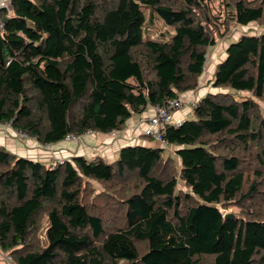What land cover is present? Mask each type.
Masks as SVG:
<instances>
[{
	"label": "trees",
	"instance_id": "1",
	"mask_svg": "<svg viewBox=\"0 0 264 264\" xmlns=\"http://www.w3.org/2000/svg\"><path fill=\"white\" fill-rule=\"evenodd\" d=\"M142 4L175 28L171 38L144 39ZM5 16L0 122L53 144L113 132L195 89L231 23L264 24V0H12ZM213 86L251 95L209 92L193 118L167 125L180 168L157 143L53 165L0 146V245L14 263L264 264V32L228 44ZM128 175L136 182L124 193L92 184ZM260 196L261 209L226 217L219 207Z\"/></svg>",
	"mask_w": 264,
	"mask_h": 264
},
{
	"label": "rangeland",
	"instance_id": "2",
	"mask_svg": "<svg viewBox=\"0 0 264 264\" xmlns=\"http://www.w3.org/2000/svg\"><path fill=\"white\" fill-rule=\"evenodd\" d=\"M216 4H219V0H215ZM142 9L146 16V21L143 27V35L144 39L147 38H153L157 40H167L171 38L175 34V28L171 25L166 24L157 14V12L148 7L145 4H142ZM264 32V24L260 22H252L248 25H240L237 23H231V26L229 28V33L226 36H223V38L219 39L218 43L211 47L208 52L207 56V62L205 65L204 72L202 75L198 78V86L190 90L188 92H181L178 97L181 98L183 101V108L176 110L173 113V118L175 121L180 120L183 121L185 119H191L193 118V109L196 106V104L199 102L201 98H203L207 93L212 92L216 93L219 91H229L231 92L236 99L241 100L244 97H248L251 94L247 91H235L232 89L227 88H218L213 86V78L214 73L216 70V67L219 62L223 61L226 58V49L228 44H230L233 41H236L241 35L243 34H260ZM261 105V111L264 115V101H260ZM156 105H150L145 111L140 113H133L130 119L127 120L126 124L113 132L110 133H102L97 131H91L86 134H76L78 136H69L63 140V142H66V145L63 148H66L67 151L63 150L61 151V147L56 145V143L53 144H42L35 138L33 139L37 140L39 144L37 143L38 149H43V153H40V151H36L34 153L35 156H30L32 158H38L45 155H48L49 157H42L44 162L48 163V165H53L56 163V161L63 160V159H69L71 158V151L75 149V151H78L79 149H83L84 153L88 154L87 157H92L93 152H98V150H88L91 147L92 149L95 148L94 145L98 141L100 142V149L102 150V153H105L104 158L108 161H112V152L110 155H107V149L106 147H109L108 145V139L113 137L114 139L120 140L125 142L126 144H145L148 146H153L154 143H157L155 145L161 144L162 147H164V158L171 157L176 162L178 168L180 165V160L178 159V156L176 154V146L172 145L171 143L169 145L163 144L161 140L154 139L153 137L146 134L147 128H149L148 125H141L139 126V122L141 117H147L148 114H154L155 110H153V107ZM184 111H186L184 113ZM178 112H183L182 115H176ZM175 126V124H170ZM167 127V126H166ZM166 127L161 128L162 135L164 139L166 138L165 132ZM9 124L1 123L0 122V134L4 136H13L15 139H17L20 143L25 144L26 141L31 137L28 134L24 135V133H20L18 130L14 129ZM75 134V133H73ZM88 137L89 141L87 142L86 147L83 144L85 141V138ZM112 138V139H113ZM101 140V141H100ZM168 140V139H167ZM169 141V140H168ZM61 143V142H60ZM99 144V143H98ZM97 147V146H96ZM117 147H120V145H117ZM32 150L37 149L36 146H30ZM9 149V148H8ZM19 151V149L17 148ZM100 150V151H101ZM10 151V149H9ZM13 152V151H11ZM16 153V152H14ZM100 155V154H99ZM66 156V157H65ZM102 156V155H101ZM247 171L251 174H253V170ZM94 189H100L105 190L108 192L115 191L120 189L121 193H124L126 190H129L133 187V185L136 182V179L132 175H128L120 179L119 181H115L111 185H105L103 183H99L96 181H92ZM179 188H185V184L183 182H180L178 185ZM118 193V192H117ZM119 194V193H118ZM263 196V195H262ZM255 204L251 205L250 202H246L244 204V207L242 208L238 204H231L229 206L219 205L220 209L224 214H242L243 212L246 213L247 210L252 211L256 208L261 209L263 207V197H256L255 198ZM110 204H109V203ZM98 205H102L104 209H107V213H111L113 216H117L118 214L115 211L121 212L120 210H117L115 208V204L112 201L104 200V199H98L97 200ZM49 226V219L47 215H43L42 217V224L38 231V237L42 244H47L48 240L46 237V231ZM9 257H11V254L8 250H4L0 245V264H8ZM14 261V260H13ZM15 264V263H14Z\"/></svg>",
	"mask_w": 264,
	"mask_h": 264
},
{
	"label": "built area",
	"instance_id": "3",
	"mask_svg": "<svg viewBox=\"0 0 264 264\" xmlns=\"http://www.w3.org/2000/svg\"><path fill=\"white\" fill-rule=\"evenodd\" d=\"M12 6V0H0V31L3 29L4 26V20L3 17L5 16L6 12L11 11ZM8 62H11V59L8 60ZM183 101L181 98H171L166 99L161 104H157L153 107V110H155L154 114H148L147 117H141L139 126L145 124L148 125L149 128L146 130V134L153 137L154 139L161 140L163 144L169 145V141L167 139H164L162 135L161 128L166 127L170 124H175V126L180 125L182 121L177 120L175 121L173 118V113L176 110L183 108ZM20 133H24V135H27V132L18 130ZM91 132L87 130L84 134ZM69 136H78L76 134H69ZM66 137V138H67ZM172 146V144H171ZM8 264H14L13 257H9Z\"/></svg>",
	"mask_w": 264,
	"mask_h": 264
},
{
	"label": "crops",
	"instance_id": "4",
	"mask_svg": "<svg viewBox=\"0 0 264 264\" xmlns=\"http://www.w3.org/2000/svg\"><path fill=\"white\" fill-rule=\"evenodd\" d=\"M185 112L186 111H184V113ZM182 114H183V112H178L176 115H182ZM12 130H13V128H12ZM112 138L113 137H111L110 139H108V142H109L108 145H109V147H106V149L108 150L107 151V155H110V153L112 152V154H113L112 155V157H113L112 161H113V160H115V159H117L119 157L120 149L126 143L123 142V141L114 139V138L112 139ZM60 142H57L56 145H58L59 147H61V151H63V150L67 151L66 148H63L66 145V142H63V140L60 141ZM86 142H87V144H88V142H91V141H89V138L88 137L85 138V141L83 143L85 145V147H86V144H85ZM37 143L39 144V142L37 140L33 139L32 137H30L28 139V141H26L25 144H22L17 139H15L13 136H10V135L9 136H4V135L0 134V146L5 147L7 149L9 148L10 151H13V153L16 152L15 154L18 155V156H24V157L32 158L30 156H33L34 157L35 154H36L34 152H36V151H40V153H43L44 152L43 149H38L37 148ZM95 144H96V145H94L95 148L92 149L91 147H89L90 149H86V151H88V150H95L96 149V150H98V152H95L94 153V151H92L93 152V156L100 154V155H102L104 157L105 156V153H102V150L100 149V142L97 141ZM117 145H120V147H117ZM30 146H36L37 149L32 150V148H30ZM17 148L19 149V151L17 150ZM71 155H72L71 157H73L75 155H84V156H86L88 154L84 153L83 149H79L78 151H75V149H73L71 151ZM42 157H49V156L48 155H45V156H42ZM42 157H38L37 159L36 158H32V159H35V160H39V161H43L44 162V160L42 159Z\"/></svg>",
	"mask_w": 264,
	"mask_h": 264
},
{
	"label": "water",
	"instance_id": "5",
	"mask_svg": "<svg viewBox=\"0 0 264 264\" xmlns=\"http://www.w3.org/2000/svg\"><path fill=\"white\" fill-rule=\"evenodd\" d=\"M7 16L3 17V20L6 21L7 20ZM226 217H230V216H233V214H225Z\"/></svg>",
	"mask_w": 264,
	"mask_h": 264
}]
</instances>
